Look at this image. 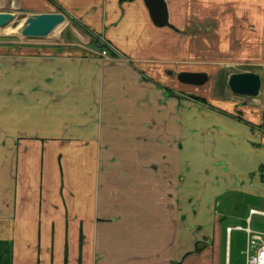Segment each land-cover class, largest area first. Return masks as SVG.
Segmentation results:
<instances>
[{"label":"crops","instance_id":"0c3cea01","mask_svg":"<svg viewBox=\"0 0 264 264\" xmlns=\"http://www.w3.org/2000/svg\"><path fill=\"white\" fill-rule=\"evenodd\" d=\"M194 1L166 0L160 27L144 0H0L13 13L61 7L113 46L100 58L87 35V53L0 45L11 264H224L226 210L241 195L255 203L231 227L264 232L252 227L264 226V112L239 101L188 110L158 65L175 56L178 20L201 21L204 4L221 28L238 22L235 0Z\"/></svg>","mask_w":264,"mask_h":264},{"label":"rangeland","instance_id":"374dc122","mask_svg":"<svg viewBox=\"0 0 264 264\" xmlns=\"http://www.w3.org/2000/svg\"><path fill=\"white\" fill-rule=\"evenodd\" d=\"M192 2L195 3L194 0ZM204 5L209 7L208 10L203 9V13L194 15L200 17L201 21L198 18L191 19V23L184 27L182 18L178 20V25L183 27L175 26L176 36L181 41L176 46L174 58H169L170 60L165 62L162 60L163 53L160 54L161 62L158 65L164 74H168L170 87L175 90L177 97L181 98L179 100L186 104V107H190L188 110H193L197 106L203 108L205 104L215 108L212 103H222L227 106L225 103L232 105L239 101L241 104L258 108L259 112H264V0H235V3L230 4L234 6L233 10L227 5L233 13L228 14L236 17L238 22L232 27L227 24L224 29L221 28L222 16L209 12L212 7L210 2ZM198 10L200 11L199 8ZM32 13L17 10L14 19L6 26L0 27V45L53 46L70 54L80 52L77 51L80 48L82 53H87V49L80 46L85 43L81 36L87 35L90 43L94 45L95 55L107 47L105 49L108 53L107 57H110L109 54L113 56V49L109 47L102 35L83 27L81 23L67 15L65 21L45 37L23 36L21 29L25 17ZM205 17L206 20H204ZM181 71L206 72L207 81L202 85L182 83L177 78V74ZM243 71H252L261 75L262 85L257 96H239L230 90L227 83L229 75ZM234 111L238 114L242 113L236 109ZM241 196L237 205L230 206L226 210L228 222L232 226L237 223L246 224L242 217L248 212V204L255 203L250 196ZM257 220L260 218L254 217L252 227L264 228L258 224ZM231 225L228 231L231 232L229 235L225 234L227 249L224 254V264H245L244 250L247 245L245 227H231Z\"/></svg>","mask_w":264,"mask_h":264},{"label":"water","instance_id":"95a60500","mask_svg":"<svg viewBox=\"0 0 264 264\" xmlns=\"http://www.w3.org/2000/svg\"><path fill=\"white\" fill-rule=\"evenodd\" d=\"M144 3L155 25H170L166 0H144ZM14 17L13 12L0 11V27L9 24ZM65 19V13L60 11L32 13L25 17L21 34L28 37H45ZM207 77V73L201 71H181L177 74L180 82L193 85L204 84ZM227 83L235 95L254 97L260 93L262 78L260 74L252 71L233 72L229 75Z\"/></svg>","mask_w":264,"mask_h":264},{"label":"built area","instance_id":"2783aa9c","mask_svg":"<svg viewBox=\"0 0 264 264\" xmlns=\"http://www.w3.org/2000/svg\"><path fill=\"white\" fill-rule=\"evenodd\" d=\"M94 52L92 53L94 54ZM107 54L105 49L102 52H97V55L103 58L107 57ZM244 230L247 235V245L244 252L245 264H264V232L255 231L249 227L244 228Z\"/></svg>","mask_w":264,"mask_h":264},{"label":"trees","instance_id":"16d2710c","mask_svg":"<svg viewBox=\"0 0 264 264\" xmlns=\"http://www.w3.org/2000/svg\"><path fill=\"white\" fill-rule=\"evenodd\" d=\"M58 8H59V10L63 11V9L61 7H58ZM83 27H85V26H83ZM100 46H103V45L100 44ZM106 48L107 47H105V49ZM112 54H113V52H112ZM10 256H11V254H10L9 243L7 241H0V264H11V261H10L11 257Z\"/></svg>","mask_w":264,"mask_h":264},{"label":"bare ground","instance_id":"6f19581e","mask_svg":"<svg viewBox=\"0 0 264 264\" xmlns=\"http://www.w3.org/2000/svg\"><path fill=\"white\" fill-rule=\"evenodd\" d=\"M59 26V25H58Z\"/></svg>","mask_w":264,"mask_h":264}]
</instances>
